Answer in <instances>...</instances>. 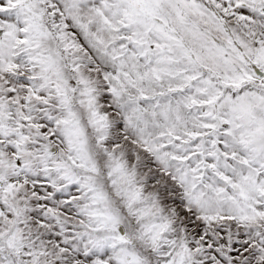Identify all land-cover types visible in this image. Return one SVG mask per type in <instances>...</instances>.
<instances>
[{
  "label": "snow or ice",
  "instance_id": "obj_1",
  "mask_svg": "<svg viewBox=\"0 0 264 264\" xmlns=\"http://www.w3.org/2000/svg\"><path fill=\"white\" fill-rule=\"evenodd\" d=\"M0 264H264V0H0Z\"/></svg>",
  "mask_w": 264,
  "mask_h": 264
}]
</instances>
